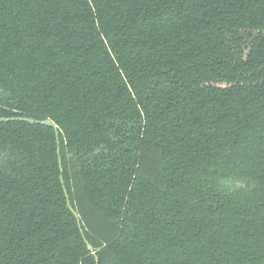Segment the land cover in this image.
<instances>
[{
	"label": "trees",
	"instance_id": "1",
	"mask_svg": "<svg viewBox=\"0 0 264 264\" xmlns=\"http://www.w3.org/2000/svg\"><path fill=\"white\" fill-rule=\"evenodd\" d=\"M11 118L0 264H264V0H0Z\"/></svg>",
	"mask_w": 264,
	"mask_h": 264
},
{
	"label": "water",
	"instance_id": "2",
	"mask_svg": "<svg viewBox=\"0 0 264 264\" xmlns=\"http://www.w3.org/2000/svg\"><path fill=\"white\" fill-rule=\"evenodd\" d=\"M25 121V122H28V123H31V124H40V125H43V126H48V127H51L54 129V132H55V138H56V145H57V157H58V167H59V170H60V183H61V186H62V189H63V192H64V195H65V198H66V204H67V207L69 209V211L73 214V216L75 217L76 219V222H77V226H78V229L80 231V234L82 235V231H81V225H80V220H79V217L78 215L76 214V212L73 210V208L70 206V202H69V199H68V196H67V193H66V190L64 188V182H63V178H62V169H61V165H62V161H61V158H60V149H59V140H58V132H57V128L55 127V125L50 122V121H43V122H38V121H35V120H30V119H15V118H11V119H0V122H9V121ZM86 245H87V248H88V251L90 253H93V249L92 247L86 242ZM95 264H98V260L97 258H95Z\"/></svg>",
	"mask_w": 264,
	"mask_h": 264
}]
</instances>
